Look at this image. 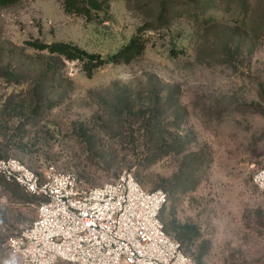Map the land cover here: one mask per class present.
<instances>
[{"label":"rangeland","instance_id":"1","mask_svg":"<svg viewBox=\"0 0 264 264\" xmlns=\"http://www.w3.org/2000/svg\"><path fill=\"white\" fill-rule=\"evenodd\" d=\"M65 0L0 6V158L54 164L88 186L130 170L163 188L166 232L197 264H264V0ZM200 5V7L198 6ZM168 10L165 18L161 10ZM143 53L88 75L26 41L107 57L136 34ZM39 198L0 176V264ZM59 264H64L60 262Z\"/></svg>","mask_w":264,"mask_h":264},{"label":"built area","instance_id":"2","mask_svg":"<svg viewBox=\"0 0 264 264\" xmlns=\"http://www.w3.org/2000/svg\"><path fill=\"white\" fill-rule=\"evenodd\" d=\"M0 176L39 198L35 219L7 242L19 264H197L165 230L168 192L145 189L130 170L88 186L54 164L36 172L10 156ZM254 180L264 192V166Z\"/></svg>","mask_w":264,"mask_h":264},{"label":"trees","instance_id":"3","mask_svg":"<svg viewBox=\"0 0 264 264\" xmlns=\"http://www.w3.org/2000/svg\"><path fill=\"white\" fill-rule=\"evenodd\" d=\"M19 0H0V6H6L12 3H15ZM197 4L199 0H196ZM245 0H241L244 3ZM92 0H65V8L67 12H76L80 14H89ZM200 7V5H198ZM168 10L163 8L160 12V19L165 18ZM30 46L39 49L46 50L51 54H57L69 60L78 59L83 62L84 69L87 74L90 76L94 70L100 67L103 64L114 62H130L137 56L141 55L146 48V39L143 38L141 33L133 36L127 44H125L117 52L103 57L99 53H91L73 43L65 41H55V42H43L40 40H28L26 41Z\"/></svg>","mask_w":264,"mask_h":264}]
</instances>
